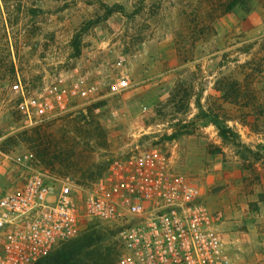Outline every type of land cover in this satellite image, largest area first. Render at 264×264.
Instances as JSON below:
<instances>
[{
	"label": "rangeland",
	"instance_id": "374dc122",
	"mask_svg": "<svg viewBox=\"0 0 264 264\" xmlns=\"http://www.w3.org/2000/svg\"><path fill=\"white\" fill-rule=\"evenodd\" d=\"M87 51L110 61L125 53L132 86L99 112L75 109L24 127L17 76L28 91L42 88L72 73ZM263 55L264 0H0V186L20 189L43 171L83 193L113 157L157 146L216 212L232 264H264V78L252 84L258 107L246 91L239 99L247 106H237L225 86L243 78L245 61L264 70ZM209 110L239 138L222 140L210 117L199 116ZM65 131L49 156L38 152L36 140H60ZM91 231L101 246L117 248L122 264L121 223L84 221L50 252L89 242ZM50 252L37 264H53Z\"/></svg>",
	"mask_w": 264,
	"mask_h": 264
},
{
	"label": "built area",
	"instance_id": "2783aa9c",
	"mask_svg": "<svg viewBox=\"0 0 264 264\" xmlns=\"http://www.w3.org/2000/svg\"><path fill=\"white\" fill-rule=\"evenodd\" d=\"M102 56L84 52L72 73L60 72L33 91L17 76L12 89L23 126L75 109L99 112L102 103L128 90L127 55L118 53L114 61ZM81 190L68 180L57 185L43 171L31 173L20 189L0 186V264H35L87 220L122 224V264H232L216 212L157 146L113 157Z\"/></svg>",
	"mask_w": 264,
	"mask_h": 264
},
{
	"label": "trees",
	"instance_id": "16d2710c",
	"mask_svg": "<svg viewBox=\"0 0 264 264\" xmlns=\"http://www.w3.org/2000/svg\"><path fill=\"white\" fill-rule=\"evenodd\" d=\"M264 56V55H263ZM263 63H264V58H263ZM262 63V64H263ZM261 64V65H262ZM250 65V66H249ZM252 65H256L254 62L253 64H250L248 61H245L244 63L238 65L240 68L241 74H243L244 71V76L239 77L238 79L235 78L232 81H228V78L225 79V86L228 84L231 88V92L234 93L235 96V104L239 107H244L247 106V103H243L240 101V97L242 96L243 91L248 92V95L250 96V100L253 102L252 107H258L259 103L254 102L256 98V91L252 87L255 79L259 75H263L258 77V78H264V70L263 66L262 69H259L258 67H252ZM222 67V65H220ZM246 68H249V71L246 72ZM236 72V73H237ZM241 76V75H240ZM199 99L196 100L197 105H199ZM200 117H210V123L213 124L218 132L219 137L226 141V140H234L235 138H239V133L234 131L232 127H229L227 125V119L220 115L219 112H214V111H205L201 112L199 115ZM251 117V115H250ZM237 122V121H236ZM241 124H246L244 122H241ZM43 127L35 129V134L38 135L39 137H42V129ZM63 137L59 139H56V137H53L56 139L55 141L51 139H47L46 135L45 137V142L43 143L38 142V140L35 141L37 147L39 148L38 152L43 156L46 157L49 156L48 153L50 151V148L52 144H55L61 140L65 141L66 134L67 132H63ZM55 135V134H54ZM66 142V141H65ZM238 145L244 146L243 143H238ZM55 149V148H54ZM56 150V149H55ZM100 238L94 237V232L91 231L89 233V242H85L84 244H71L69 246V249L65 252L62 251H57L54 253H51L49 255V261L53 264H116V259H117V248L114 247V245H106V246H101L99 244ZM38 262H36L37 264Z\"/></svg>",
	"mask_w": 264,
	"mask_h": 264
},
{
	"label": "crops",
	"instance_id": "0c3cea01",
	"mask_svg": "<svg viewBox=\"0 0 264 264\" xmlns=\"http://www.w3.org/2000/svg\"><path fill=\"white\" fill-rule=\"evenodd\" d=\"M215 142H219V139L217 137H215ZM207 201V200H206Z\"/></svg>",
	"mask_w": 264,
	"mask_h": 264
}]
</instances>
